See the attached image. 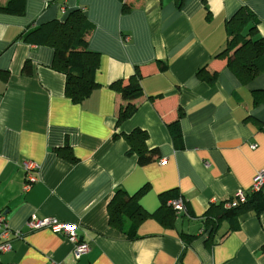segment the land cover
<instances>
[{"label": "crops", "instance_id": "crops-1", "mask_svg": "<svg viewBox=\"0 0 264 264\" xmlns=\"http://www.w3.org/2000/svg\"><path fill=\"white\" fill-rule=\"evenodd\" d=\"M241 8L253 15V39L264 38V0H26L21 16L0 13V214L20 234L0 264H264V213L239 217L233 230L202 227L212 204L248 194L264 172V73L242 84L216 58ZM73 10L91 24L87 49L99 54L98 86L80 104L65 97L52 49L21 40ZM135 69L142 96L117 126L126 103L109 85H126ZM212 74L213 84L202 79ZM177 120L175 142L167 127ZM133 129L147 134L143 163L126 153ZM27 163L36 181L25 193ZM144 187L137 205L147 216L135 231L129 214L110 225L113 195ZM170 190L186 213L164 224L159 195ZM31 216L76 225L89 252L73 261L62 234L27 229Z\"/></svg>", "mask_w": 264, "mask_h": 264}, {"label": "trees", "instance_id": "trees-1", "mask_svg": "<svg viewBox=\"0 0 264 264\" xmlns=\"http://www.w3.org/2000/svg\"><path fill=\"white\" fill-rule=\"evenodd\" d=\"M25 1L8 0L5 6H0V13L21 16L24 13ZM252 17L253 15L248 10L239 9L227 23V34L232 37V41L229 42L225 50L216 56V58L226 60L227 68L242 84H248L264 73V38L253 39L252 33L255 26ZM91 28V24L82 12L73 10L66 15L63 21L53 20L41 24L28 29L21 36V40L28 44L52 49L51 69L65 77L64 95L73 104H80L98 86L95 83V73L99 67V54L89 51L85 41V36ZM25 68L26 65L23 69ZM158 68L160 71L165 70L164 65H159ZM202 79L208 84H213L216 74L205 75ZM140 80V72L135 69L134 75L127 80L126 85H123L122 80L109 85V89L119 93L123 102L126 103L120 106L117 112V126L134 115L136 107L132 102L142 96ZM178 122L177 120L167 127L175 142L180 139ZM114 137L116 138L117 135ZM123 137L128 146L127 155H136L140 163L145 162L151 154L146 147L147 134L140 129H133ZM64 149H57V152L61 154ZM68 160L74 162L72 157ZM145 190L146 187L142 188L132 197L125 195L123 191H117L107 205L109 224L118 226L121 220L120 216L129 214L133 220L131 226V233H133L136 224L147 216L137 205V197ZM262 190L264 189L255 193L249 192L244 195L243 201L235 196L232 199L212 204L204 214L202 227L213 228L222 222H227L229 228L233 230L239 217L246 214L259 217L264 213ZM159 197L161 208L157 212V216L162 223L172 224L183 215L182 213L177 214L168 204L179 197L176 190L162 193ZM181 238L188 244L194 236L181 235Z\"/></svg>", "mask_w": 264, "mask_h": 264}, {"label": "built area", "instance_id": "built-area-1", "mask_svg": "<svg viewBox=\"0 0 264 264\" xmlns=\"http://www.w3.org/2000/svg\"><path fill=\"white\" fill-rule=\"evenodd\" d=\"M254 149V146H251ZM25 177L22 190L23 192H28L32 185L35 183V178L32 172L36 169V165L32 163H27L24 167ZM264 189V172L256 173L253 179V185L250 190L251 193H255ZM236 197L240 200H244V195L242 193H237ZM169 206L176 211L177 214H184L186 212L185 204L181 198L174 199L170 201ZM229 207V205H227ZM26 227L29 231L41 230L44 228H49L54 233L62 234L66 240L73 245V261L79 260L82 256L89 252V246L81 242L78 237V227L76 225L59 223L55 219L44 218L39 219L36 216H31L26 223ZM19 233H11L6 223V219L0 214V252H7L10 250V237L18 238Z\"/></svg>", "mask_w": 264, "mask_h": 264}]
</instances>
